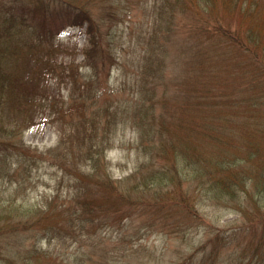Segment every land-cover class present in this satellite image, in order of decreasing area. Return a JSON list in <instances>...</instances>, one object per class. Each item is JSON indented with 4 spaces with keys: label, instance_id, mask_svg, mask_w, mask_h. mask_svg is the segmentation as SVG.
Wrapping results in <instances>:
<instances>
[{
    "label": "rangeland",
    "instance_id": "1",
    "mask_svg": "<svg viewBox=\"0 0 264 264\" xmlns=\"http://www.w3.org/2000/svg\"><path fill=\"white\" fill-rule=\"evenodd\" d=\"M132 1L130 7L124 9L122 16L120 14L114 21L102 24L103 45L111 44L117 51L114 52L115 60L107 58L105 63L99 62L96 73L86 65L84 59V50L89 45L86 23L82 26H66L60 34L39 46L43 50L57 46V63L69 74L46 77L41 83V91L49 98L48 104L50 100H55L53 108L48 105L36 106L33 123L25 127L27 119L24 121L22 116L15 123L16 126L20 121L23 124L18 129L16 142L21 138L32 153L35 151L36 156L46 157L47 150L58 145L62 127L70 129L71 123L77 121L81 124V115L69 113L63 117L53 112L56 107L68 106L74 102L86 108V116H94L95 122L101 121V125L112 116L113 124L117 122L118 125L104 153L109 173L113 179L120 181L116 182L113 190H94L93 183L90 182L92 201L91 198H85L82 202L74 197L78 190L71 189L68 176L61 178L60 171L42 158H38L34 167L19 170L16 174H13V170H0L1 210L13 205L27 210L43 209L45 219L40 222L59 226L53 239L45 237L46 233L43 232L34 236L33 230H29L31 227L20 228L18 234L1 235L0 243L3 248H0V264H7L6 259L13 261L12 264L26 263L28 249L34 248L33 241L37 242L33 264H221L213 262L217 253L207 255L215 247L213 237L217 230L238 223L234 221L238 213L233 211L231 205H226L230 203L216 204L208 198L198 197L193 203L197 214H200L193 216L185 205L175 202L177 193L184 194L187 190L190 194L195 193L193 189L196 184L188 180L186 169H182L175 181L168 186L156 185L150 179L147 180L150 173L160 165L163 166L166 161L146 146H151L155 141L158 143L157 133L154 137L148 135L145 142L141 141V128L136 127L139 112L133 113V108L140 106L143 99L139 58L147 47L144 42L150 37L154 20L149 11L152 0ZM249 1H240L232 13L221 6L220 18L230 24L232 30L236 26L246 27L250 19L242 17L240 9ZM260 13L264 23V1L261 3ZM259 25H263L264 31V24ZM192 26H197V22L190 21L185 13H177L173 32L166 43L169 52L163 75L150 78V83L143 89L145 93L147 89H151L147 97L151 98L147 100V104L154 105V127L165 128L170 133L167 136L178 144L186 134L184 126L198 118L191 107L194 100L189 99L193 94L200 95L201 91L210 90L224 94L226 99L238 101L254 96L261 103L264 102V71L261 67L256 69L253 64L249 67L244 60L245 54L240 51L231 52V59H225L223 66L220 63L224 56L218 59L215 57L216 63L209 68L215 71L211 73H202V70L196 69L201 62L193 57L189 58L188 54L183 60L177 61L180 57L179 47L188 43L184 38L187 27ZM261 58V63H264V56L261 55ZM237 63L239 66L245 64L244 67H239ZM233 64H236V70ZM226 68L229 70H224ZM73 82L74 86L81 89L88 86L83 89V99L78 96L79 89L75 97L70 98ZM88 89L92 91L87 92ZM152 90L154 92L151 95ZM196 99L199 101L197 97ZM230 106L235 104L229 103L223 107ZM230 108L235 110L234 107ZM241 119L244 120L243 117ZM5 120L7 127L15 122L11 115L5 116ZM88 165L81 163L79 167L85 169ZM171 192L174 193L173 196ZM121 194L123 197H120ZM69 206L70 209L79 210L93 207L100 213H89L81 229L80 219L75 217L71 222L66 219L67 214L63 210H67ZM33 215L26 214L25 217L33 219ZM7 216L9 215L3 213L1 223H7ZM34 219L36 220V216ZM39 225L36 224V227ZM206 242H210V245H206Z\"/></svg>",
    "mask_w": 264,
    "mask_h": 264
},
{
    "label": "trees",
    "instance_id": "2",
    "mask_svg": "<svg viewBox=\"0 0 264 264\" xmlns=\"http://www.w3.org/2000/svg\"><path fill=\"white\" fill-rule=\"evenodd\" d=\"M240 1L152 0L149 11L153 15L154 27L144 42L147 47L139 58L143 99L140 106L133 108V113L139 112L136 127L141 128V141L145 142L148 135L154 137L157 133L158 143L155 141L151 146H146L166 161L150 173L148 181L150 179L156 185L168 186L182 169H186L188 180L196 184L193 189L195 193L190 194L189 190L184 194L177 193L176 203L185 205L193 216L200 214H197L193 203L198 197L208 198L216 204L230 203L226 205H231L233 211L238 213L234 220L238 223L218 229L214 234L215 247L207 256L217 253L213 262L221 264H264V102L261 103L254 96L238 101L226 99L224 94L210 90L201 91L200 95L193 94L189 99L194 100L191 107L198 118L184 126L186 134L178 144L167 136L170 133L165 128L154 127V105L147 104L151 89L143 92L150 78L163 75L169 52L166 43L173 32L177 13H185L190 21L197 22V26L187 27L184 38L188 43L179 47L180 57L177 61L183 60L188 54L189 58L201 62L196 69L211 73L215 70L209 69L210 66L220 56H224L220 63L223 66L225 59H231V54L236 50L245 54L244 60L249 67L253 64L256 69L261 67L264 71L263 61L261 63V55L264 56V31L263 25H259L264 24L260 13L264 0H250L247 5L241 6L242 17L250 19L246 27L236 26L232 30L231 25L220 18L221 6L232 13ZM132 3V0H0V170L9 169L16 174L19 170L34 167L38 158H42L60 171L61 178L68 176L71 189L78 190L74 197L81 201L91 198L90 182L93 183L92 189L115 188L116 182L120 180L113 179L109 173L104 153L118 125L115 118L113 124L112 116L101 125V121L95 122L94 116H86V108L74 102L56 107L53 112L63 117L69 113L81 115V124L77 121L71 123L70 129L62 127L58 145L47 150L46 157L40 154L36 156L35 151L32 153L21 138L16 142L18 129L23 126L21 121L18 126L16 124L20 116L23 120L27 119L25 127L33 123L36 106L54 107L55 100H50L48 104L49 98L41 91V83L46 77H61L65 73V69L57 63L58 47L49 46L43 50L39 46L60 34L66 26H82L86 23L89 45L84 50V59L86 65L96 73L99 62L105 63L107 58L115 60L114 52L117 51L111 44L103 45L102 24L114 21L120 14L122 16L124 9ZM244 64L239 66L237 63L239 67H244ZM233 66L236 70V64ZM74 85L73 82L70 87V98L73 99L79 89L78 96L83 99V89L88 86L81 89ZM229 103L235 104L230 106L235 110L223 107ZM9 115L15 118V122L7 127L5 116ZM81 163L89 165L82 169L79 167ZM170 194L174 195L173 192ZM70 207L64 209L63 213L67 214L66 219L70 222L80 219L81 229L89 213H100L93 207H87L88 210ZM3 213L9 216L7 223L0 221V237L8 233L18 234L20 228L31 227L29 230H33L34 236L43 232L46 233L45 237L53 239L59 231V226L53 223L40 222L45 219L43 209L27 210L13 205L6 210L0 209V219ZM26 214H34L33 219L25 217ZM35 223L40 225L36 227ZM33 243L34 248L28 249V260L24 264H33L37 242ZM209 243L206 242V245ZM0 248H3L1 243ZM6 263L12 264L13 261L6 259Z\"/></svg>",
    "mask_w": 264,
    "mask_h": 264
}]
</instances>
